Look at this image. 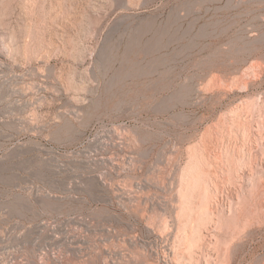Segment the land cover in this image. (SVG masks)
<instances>
[{
    "label": "rangeland",
    "instance_id": "374dc122",
    "mask_svg": "<svg viewBox=\"0 0 264 264\" xmlns=\"http://www.w3.org/2000/svg\"><path fill=\"white\" fill-rule=\"evenodd\" d=\"M12 1H0V264H189L175 257L189 162L230 221L210 216L192 264H264V217L250 215L264 192L245 207L237 193L241 164H264L261 150L248 159L264 133V0Z\"/></svg>",
    "mask_w": 264,
    "mask_h": 264
},
{
    "label": "bare ground",
    "instance_id": "6f19581e",
    "mask_svg": "<svg viewBox=\"0 0 264 264\" xmlns=\"http://www.w3.org/2000/svg\"><path fill=\"white\" fill-rule=\"evenodd\" d=\"M0 1H6V0H0ZM9 1V0H8ZM12 1V0H11ZM26 1V0H25ZM13 2V1H12ZM33 2V1H32ZM9 3V2H8ZM7 4V3H6ZM16 4V3H15ZM2 5V4H1ZM5 5V4H4ZM25 5V4H24ZM36 5V4H35ZM3 6V5H2ZM29 6V5H28ZM4 7V6H3ZM9 7V6H8ZM5 8V7H4ZM13 8V7H12ZM6 10V9H5ZM64 10V9H63ZM3 11V10H2ZM6 11H8V10H6ZM11 12V11H10ZM39 12V11H38ZM3 12H1V14H2ZM9 14V13H8ZM11 14V13H10ZM3 15V14H2ZM26 15V14H25ZM3 17V16H2ZM43 18V17H42ZM32 23V22H31ZM29 24V23H28ZM24 27V26H23ZM25 28V27H24ZM27 29V28H26ZM31 29V28H30ZM29 30V29H28ZM34 31V30H33ZM23 32V31H22ZM29 32V31H28ZM13 33V32H12ZM26 33V32H25ZM29 35V34H28ZM27 36V35H26ZM38 36V35H37ZM12 38V37H11ZM17 38V37H16ZM21 38V37H20ZM27 39V38H26ZM39 41V40H38ZM25 43V42H24ZM27 45L28 44H25V45H23L24 47H23V50L25 51L24 53L27 55L28 54V52H27ZM18 46H20V45H18ZM42 46V45H41ZM21 47H22V45H21ZM36 47V46H35ZM30 48V47H29ZM35 49V48H34ZM83 49V48H82ZM158 49V48H157ZM22 50V51H23ZM80 50V49H79ZM146 50V49H145ZM19 51V50H18ZM42 51V50H41ZM78 51V50H77ZM81 51V50H80ZM31 52H33V51H31ZM73 52V51H72ZM47 53V52H46ZM71 53V52H70ZM80 53V52H79ZM20 54V53H19ZM22 54H23V52H22ZM91 54H92V52H91ZM26 55H24V56H26ZM72 55V54H71ZM73 57V56H72ZM91 58V57H90ZM76 85V84H75ZM71 86V85H70ZM74 86V85H73ZM84 86V85H83ZM75 87V86H74ZM82 87V86H81ZM89 87V86H88ZM71 89V88H70ZM74 98V97H73ZM76 99V98H75ZM78 100H80L79 99V97H78ZM81 101V100H80ZM260 107V106H259ZM262 108V107H261ZM258 110V109H257ZM238 112V111H237ZM249 120V119H248ZM223 124H225V122H223ZM251 125H252V123H250L249 124V127H251ZM255 125V124H254ZM264 126V125H263ZM234 127V126H233ZM248 127V128H249ZM260 128L259 129H261V131H262V133H261V136L259 137V139L261 140L262 139V141L263 142H259L258 143V146H254V145H251V148H249V152H251L250 153V155H253V156H248V159L251 157V159L253 160L254 159V156L255 157H257L256 155H260V154H256V151H257V153H258V151H260L261 150V152L263 151V156H264V133H263V130H262V126H259ZM232 128V127H231ZM250 129V128H249ZM229 130V129H228ZM246 130V129H245ZM256 131V130H255ZM248 132H249V130H248ZM228 133V132H227ZM259 134V133H258ZM227 135V134H226ZM258 140V139H257ZM249 141V140H248ZM256 141V140H255ZM252 142V141H251ZM258 142V141H257ZM253 143V142H252ZM255 144V143H254ZM225 146V145H224ZM250 149H251V151H250ZM225 150V149H224ZM229 150V149H228ZM227 150V151H228ZM227 151H226V156H227ZM234 151V150H233ZM247 151V150H246ZM191 152V151H190ZM222 152H223V149H222ZM239 152V151H238ZM225 153V152H224ZM234 153V152H233ZM245 155H247V154H245ZM249 155V154H248ZM212 156V155H211ZM224 156V155H223ZM232 156V155H231ZM214 158V157H213ZM199 159V158H198ZM203 159V158H202ZM247 159V160H248ZM250 159V162L252 161ZM227 160V159H226ZM228 160H230V159H228ZM227 160V161H228ZM234 160V159H233ZM246 160V159H245ZM258 160H259V158H258ZM230 161H232V160H230ZM229 161V162H230ZM255 161H257V159L255 158ZM200 162H202V161H200ZM236 162V161H235ZM242 162V161H241ZM244 162V161H243ZM242 162V163H243ZM246 162H249V161H246ZM250 162L248 163L249 165H251L250 164ZM258 162V161H257ZM257 162H254V161H252V166H250V167H248V166H246L247 165V163H243V164H241L240 162L239 163H237L238 165L239 164H241L242 165V170L243 171H245L246 169L244 168V167H246L247 168V170H249V172H251V174H250V176L248 175L247 177L245 176L244 177V175H243V177H244V180H245V182H248L249 180H250V183H251V189L250 188H248V189H250V192H246V190H245V188H244V186L246 187V184H245V182H244V184L245 185H243V186H241L242 187V189H241V187H240V189H241V191H239V192H237V193H241L242 195L243 194H245V195H243V200L240 198V196H238L239 197V199H241L239 202H241V203H239V204H244L243 206L245 207L246 205V203H248V201H249V198L248 197H246L248 194H260V193H262V192H264V174L263 175H261L262 177H260V170L262 171L263 169H264V164H262V163H257ZM203 163V162H202ZM201 163V164H202ZM212 163V162H211ZM233 163H234V161H233ZM200 164V163H199ZM230 164V163H229ZM236 164V163H235ZM255 164V165H254ZM197 165V164H196ZM193 162H189L188 164H186V166H185V168L184 169H182L183 171H182V174H181V176H180V182H179V190H178V205H177V207H178V211H177V221H178V227H179V232H178V235H177V242H176V246H175V257H176V261H179L180 263H181V260L182 259H185L184 261H186V262H190L191 264L192 263H197V258H195V255L194 254H197V249H199V248H197L198 246L200 247L201 245H200V243L201 242H203V237H204V234H203V230H205V229H203V228H205V227H207V225H208V223H209V221H210V219H211V221L210 222H214V220H215V222H216V225L218 226V227H224L223 225L225 224V222L226 223H230V221H225V219H226V217H225V219L223 220V218H221V217H218V216H216V214L214 213V209L213 208H215V205L217 206V204H215V202H214V198L215 197H212L213 198V203H211L210 202V196H211V191L213 190L212 189V187H211V191L209 190V188H206V186H204L203 185V181H202V173L200 172V170H202V168H198L197 166H196ZM203 165V164H202ZM226 165H228V164H226ZM232 165V164H231ZM224 167V166H223ZM226 167V166H225ZM234 167V164L232 165V166H230V171L228 172V174L230 173V175H233V174H231L232 172L236 175L237 173H239V172H237L236 173V171H238V170H234L235 168H233ZM236 167V166H235ZM239 167H241V166H238V168ZM183 168V167H182ZM240 169V168H239ZM241 170V169H240ZM239 170V171H240ZM212 171V170H211ZM225 172V171H224ZM247 172V171H246ZM263 172V171H262ZM218 173V172H217ZM241 173V172H240ZM216 174V173H215ZM246 174V173H245ZM218 175V174H217ZM235 175H233V176H235ZM238 175V174H237ZM240 175V174H239ZM241 175V176H242ZM229 176V175H228ZM241 176H240V179H241ZM211 177V176H210ZM229 177H231V176H229ZM245 178H248V179H245ZM206 180V179H205ZM224 179H222V181H223ZM247 180V181H246ZM242 181V180H241ZM210 182V181H209ZM230 182H232V181H230ZM228 183V182H227ZM250 183L248 182V184L250 185ZM209 184V183H208ZM233 184V183H232ZM243 184V183H242ZM247 184V185H248ZM248 185V186H249ZM216 186V185H215ZM235 186V185H234ZM225 187V186H224ZM217 188V187H216ZM219 188H221V187H219ZM247 188V187H246ZM240 189H238V190H240ZM222 191V190H221ZM248 191V190H247ZM212 192H215V193H217L216 191H212ZM220 192V191H219ZM223 192V191H222ZM225 192V191H224ZM236 193V194H237ZM226 194V193H225ZM234 194V193H233ZM219 195V194H218ZM221 195V194H220ZM235 195V194H234ZM249 195V196H250ZM214 196H216V195H214ZM229 196H232V195H229ZM255 196V195H254ZM217 197V196H216ZM242 197V196H241ZM223 198V197H222ZM229 198V197H228ZM247 198H248V200H247ZM217 199V198H216ZM215 199V200H216ZM219 199V198H218ZM231 199V198H230ZM251 199H252V197H251ZM256 199V198H255ZM253 200V199H252ZM231 201V200H230ZM233 201V200H232ZM256 201V200H255ZM250 202V201H249ZM252 202V201H251ZM228 203V202H227ZM220 204V203H219ZM236 204H238L237 202H236ZM250 204V203H249ZM248 204V205H249ZM253 204V203H252ZM231 205H233V202L231 203ZM251 205V204H250ZM250 205H249V208H250ZM259 205H261V206H263L261 203L259 204ZM243 206H241V207H243ZM253 206V205H252ZM213 207V208H212ZM230 207H232V206H230ZM238 207V206H237ZM256 207V206H255ZM254 206L252 207L254 210H253V212L252 213H250V215L251 214H253V216H251L252 217V220H253V222L255 221H259L260 222V218L261 217H264V213L262 212V214L261 215H258L257 216V214H256V209L257 208H255ZM247 208H248V206H247ZM259 208V207H258ZM211 209H213L212 211H211ZM224 209V208H223ZM230 209V208H229ZM232 209L233 208H231V214L233 215V217L234 216H237V212H236V210H235V208L233 209V210H235V214L236 215H234V213H233V211H232ZM243 209V208H242ZM260 209V208H259ZM263 211H264V208L262 207L261 208ZM247 210V209H246ZM245 210V211H246ZM239 211V210H238ZM249 211V210H248ZM251 211H252V209H251ZM258 211V210H257ZM240 212V211H239ZM238 212V213H239ZM244 212V211H243ZM242 212V213H243ZM225 213H226V210H225ZM260 214V213H259ZM211 215H213L212 216V218H210V216ZM239 215V214H238ZM241 215V214H240ZM239 215V216H240ZM245 215H247V213H245ZM249 215V216H250ZM222 216H223V214H222ZM242 216V215H241ZM218 217V218H217ZM210 218V219H209ZM232 219V217H229V219ZM235 219V218H234ZM241 219V218H240ZM217 220V221H216ZM226 220H228V219H226ZM237 220V219H236ZM247 220V219H246ZM245 220V221H246ZM241 221V220H240ZM263 221V220H262ZM231 222H232V220H231ZM249 222H250V220H249ZM245 223H247V222H245ZM207 224V225H206ZM253 224V223H252ZM215 225V224H214ZM245 225H247V224H245ZM244 225V226H245ZM248 225H249V223H248ZM247 225V226H248ZM216 226V227H217ZM252 226V225H251ZM239 227V226H238ZM221 229V228H220ZM225 231V230H224ZM234 231V230H233ZM215 232V231H214ZM221 232V231H220ZM218 234V233H217ZM215 237V236H214ZM213 237V238H214ZM207 238V237H206ZM218 238V237H217ZM220 238V237H219ZM216 239V238H215ZM215 243H217V242H215ZM196 248V249H195ZM196 251V252H195ZM209 256V255H208ZM231 256V255H230ZM230 259H231V257H230ZM226 261V260H225ZM224 261V262H225ZM185 262V263H186ZM188 262V263H189ZM221 263L220 264H224V262L223 261H220ZM178 263V262H177ZM183 263V262H182ZM189 263V264H190ZM207 263V262H206ZM187 264V263H186Z\"/></svg>",
    "mask_w": 264,
    "mask_h": 264
}]
</instances>
